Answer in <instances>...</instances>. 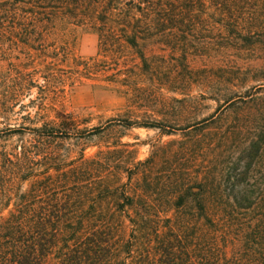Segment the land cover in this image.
I'll return each mask as SVG.
<instances>
[{
  "label": "trees",
  "instance_id": "16d2710c",
  "mask_svg": "<svg viewBox=\"0 0 264 264\" xmlns=\"http://www.w3.org/2000/svg\"><path fill=\"white\" fill-rule=\"evenodd\" d=\"M76 26L93 54L75 52ZM257 50L264 0H0V264H264V106L198 114ZM77 83L120 96L122 115L48 116ZM108 126L177 136L142 158L119 138L88 152Z\"/></svg>",
  "mask_w": 264,
  "mask_h": 264
},
{
  "label": "rangeland",
  "instance_id": "374dc122",
  "mask_svg": "<svg viewBox=\"0 0 264 264\" xmlns=\"http://www.w3.org/2000/svg\"><path fill=\"white\" fill-rule=\"evenodd\" d=\"M74 41L73 46L76 53L81 55L93 54L96 47L95 33L86 27L76 26L73 28ZM264 52L257 50L252 58L245 62L241 61L238 66H234L235 75L230 82L223 86V91L218 95V100L206 99L199 102V116L210 112L224 97L238 100L239 98L257 101L259 105L264 106ZM86 82V81H85ZM9 83L7 78L0 76V86ZM222 87V86H220ZM36 88L31 87L24 95L19 98L21 103H26L25 109L29 111L31 116L36 115V106L28 102L29 98L36 95ZM124 102L122 98L114 93L96 90L86 83H77L72 88L66 90L63 95L54 99L52 103L47 105L48 116L54 115L56 110L72 113L77 122V127L104 125L109 118H119L122 115ZM50 106V107H48ZM232 106L227 107L230 109ZM49 108V109H48ZM14 114L10 115L9 122L15 125L19 123H27L18 115L25 112V109H18L17 105L13 106ZM264 115V112H263ZM2 123H0V126ZM177 134L162 133L156 127L146 126H108L99 134L88 135L85 141L89 144L86 150L92 151L97 144L111 142L115 138L122 141L134 143L137 158L144 157L149 145L148 143L154 139L160 138L166 140L175 137ZM13 135L11 139H15Z\"/></svg>",
  "mask_w": 264,
  "mask_h": 264
}]
</instances>
